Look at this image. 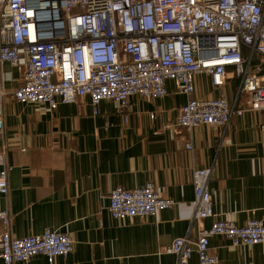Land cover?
I'll return each instance as SVG.
<instances>
[{
	"label": "crops",
	"instance_id": "obj_1",
	"mask_svg": "<svg viewBox=\"0 0 264 264\" xmlns=\"http://www.w3.org/2000/svg\"><path fill=\"white\" fill-rule=\"evenodd\" d=\"M250 65L264 76L263 54L255 53ZM2 71L10 168L8 194H0V207L11 212L16 236L48 226L73 240L66 256L48 260L37 253L14 264H176L175 254L165 250L173 238L195 239L215 217H230L237 224L250 216L264 220V110L249 108L248 94L236 98L243 110L232 113L226 126L172 128L163 125L175 120L187 98L172 79L161 96L132 95L124 108L101 99L94 113L88 96L53 110L16 101L10 92L22 82L23 68L5 61ZM239 81L233 65L226 66L218 86L201 71L193 95L223 93L234 103ZM196 166H211L214 214L201 219L191 218V169ZM149 180L173 198L172 206L125 221L108 213L112 187L131 188ZM209 246L222 264H264V242L232 245L216 234ZM189 264H200L194 251Z\"/></svg>",
	"mask_w": 264,
	"mask_h": 264
},
{
	"label": "built area",
	"instance_id": "obj_2",
	"mask_svg": "<svg viewBox=\"0 0 264 264\" xmlns=\"http://www.w3.org/2000/svg\"><path fill=\"white\" fill-rule=\"evenodd\" d=\"M263 9L264 0H0V194H8L10 168L5 61L23 68L22 82L10 92L22 103L53 110L59 103L88 96L96 113L101 99L124 108L132 95L161 96L172 79L187 98L175 120L164 127L226 126L232 113L243 110L235 104L243 93L248 94L249 108L264 110V76L250 65L255 53L264 55ZM227 65L240 75L234 103L223 93L193 95L199 72L208 73L218 86ZM185 147L192 145L187 142ZM261 148L264 160V134ZM210 174L211 166L191 169V218L214 214ZM173 203L149 180L131 188L112 187L106 208L113 218L125 221ZM11 218L8 208L0 207V264L37 253L51 260L72 250V238L48 226L38 233L12 234ZM216 234L232 245L264 242V220L250 216L237 224L230 217H215L198 229L195 239L177 236L165 250L175 254L176 264H189L193 251L200 264H222L210 251L209 238Z\"/></svg>",
	"mask_w": 264,
	"mask_h": 264
}]
</instances>
